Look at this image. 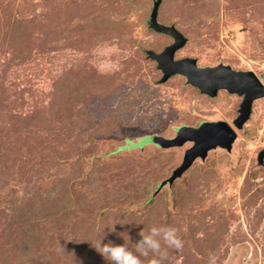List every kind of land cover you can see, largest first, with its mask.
<instances>
[{"label":"rangeland","instance_id":"374dc122","mask_svg":"<svg viewBox=\"0 0 264 264\" xmlns=\"http://www.w3.org/2000/svg\"><path fill=\"white\" fill-rule=\"evenodd\" d=\"M151 1L0 0V264H107L73 241L116 221L105 241L176 227L183 248L164 264H264V95L238 129L242 95L158 82L145 50L172 38L148 27ZM157 19L187 38L175 58L264 85V0H161ZM206 120L232 126L230 151L209 148L158 188L192 141L144 136Z\"/></svg>","mask_w":264,"mask_h":264},{"label":"water","instance_id":"95a60500","mask_svg":"<svg viewBox=\"0 0 264 264\" xmlns=\"http://www.w3.org/2000/svg\"><path fill=\"white\" fill-rule=\"evenodd\" d=\"M160 2L161 0L151 1L147 24L153 31L170 35L172 41L160 51L145 50L146 56L155 62L156 68L161 72L158 82H164L171 75L179 74L185 78L186 83L193 85L199 92L208 96H215L218 89H226L229 92L242 95L238 113L232 120L235 127L242 128L249 117L252 101L264 95V85L251 70H235L221 62L215 65L200 66L194 57L175 58L176 50L186 43L187 38L174 24H164L158 21ZM175 133L173 137H164L158 134L147 136L149 143L160 147L176 146L187 140L192 141V145L184 151L180 165L174 168L168 178L160 182L158 188L165 183H171L175 177L189 167L197 156L204 158L209 148L219 145L230 151L236 137L232 126L224 120H206L197 126L181 125L176 127Z\"/></svg>","mask_w":264,"mask_h":264},{"label":"clouds","instance_id":"9594fccd","mask_svg":"<svg viewBox=\"0 0 264 264\" xmlns=\"http://www.w3.org/2000/svg\"><path fill=\"white\" fill-rule=\"evenodd\" d=\"M117 223L124 225L127 222L116 221L110 227L107 224L97 223L93 228L91 239L77 241L69 239L67 241L87 242L107 264H144L142 258H148L147 264H164L169 250H181L183 248L184 242L178 235V229L165 224L153 225L147 231L141 228L137 233L139 238L134 243L131 242L127 230L116 234L121 236L123 240L126 239L128 243L117 244L111 240L105 241L107 234L104 231L105 227H107V232H116L114 226ZM56 243L59 248L64 250L58 242ZM129 244L132 246L129 247ZM74 262L82 264V261L74 260Z\"/></svg>","mask_w":264,"mask_h":264},{"label":"trees","instance_id":"16d2710c","mask_svg":"<svg viewBox=\"0 0 264 264\" xmlns=\"http://www.w3.org/2000/svg\"><path fill=\"white\" fill-rule=\"evenodd\" d=\"M159 5H160V4H159ZM147 20H148V19H147ZM154 32H157V31H154ZM157 33H160V32H157ZM162 34H164V33H162ZM165 35H167V34H165ZM168 36H170V35H168ZM170 37H171V36H170ZM171 38H172V37H171ZM149 135H151V134H147V135H145L144 138L147 137V136H149ZM158 135H160V134H158ZM150 144H151V143H150ZM155 145H156V144H155ZM141 147H142V145H141ZM141 147H139V148H141ZM181 174H182V173H181ZM181 174H180V175H181ZM170 175H171V174H170ZM180 175H179V176H180ZM179 176L175 177L174 180H175L176 178H178ZM167 178H168V177H167ZM174 180H173V181H174ZM173 181H172V182H173Z\"/></svg>","mask_w":264,"mask_h":264}]
</instances>
